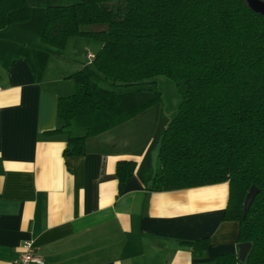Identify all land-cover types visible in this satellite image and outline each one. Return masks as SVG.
<instances>
[{
	"label": "trees",
	"instance_id": "16d2710c",
	"mask_svg": "<svg viewBox=\"0 0 264 264\" xmlns=\"http://www.w3.org/2000/svg\"><path fill=\"white\" fill-rule=\"evenodd\" d=\"M29 16L27 0H0V29ZM71 36L101 46L72 75L74 93L58 99L56 130L67 135L63 153L82 155L87 138L160 105L155 78L171 79L181 100L160 134L149 189L227 182L223 218L238 222L237 244L252 243L246 264H264V15L246 0L48 5L42 42L64 48ZM134 166L117 163L120 188ZM252 186L257 193L243 217ZM206 245V239L194 242V254H203ZM216 264H238L237 253L218 255Z\"/></svg>",
	"mask_w": 264,
	"mask_h": 264
},
{
	"label": "crops",
	"instance_id": "0c3cea01",
	"mask_svg": "<svg viewBox=\"0 0 264 264\" xmlns=\"http://www.w3.org/2000/svg\"><path fill=\"white\" fill-rule=\"evenodd\" d=\"M70 1L27 0L29 18L0 29V264H13L25 240L43 264H216L236 252L239 224L223 218L227 182L149 189L166 123L156 107L87 138L82 155L63 153L58 99L74 93L72 75L101 46L80 36L64 48L42 42L46 7ZM122 160L135 166L120 188Z\"/></svg>",
	"mask_w": 264,
	"mask_h": 264
},
{
	"label": "rangeland",
	"instance_id": "374dc122",
	"mask_svg": "<svg viewBox=\"0 0 264 264\" xmlns=\"http://www.w3.org/2000/svg\"><path fill=\"white\" fill-rule=\"evenodd\" d=\"M79 1L80 0H75L73 2L70 1V3H75ZM92 41H94V43L99 44L100 46L99 41L94 40V39ZM69 51L70 49H68V52ZM155 80H156L157 89L161 92V96H162L161 104L158 106H155L156 107L155 109H157L156 112H159L158 113L159 121L162 123L164 121L171 119L176 114L181 97H180V93H179V90L176 84L171 79L160 75V76H157ZM119 90L122 91V89H119ZM150 152L151 153L153 152V147L150 148Z\"/></svg>",
	"mask_w": 264,
	"mask_h": 264
},
{
	"label": "water",
	"instance_id": "95a60500",
	"mask_svg": "<svg viewBox=\"0 0 264 264\" xmlns=\"http://www.w3.org/2000/svg\"><path fill=\"white\" fill-rule=\"evenodd\" d=\"M246 1L252 10L258 12L261 15H264V1L262 0H246ZM256 193H257V188L255 186H252L249 189L244 200L243 217L247 214L250 204ZM252 247L253 245L251 242H243V243H238L236 245L238 264L247 263L248 257L252 251Z\"/></svg>",
	"mask_w": 264,
	"mask_h": 264
},
{
	"label": "built area",
	"instance_id": "2783aa9c",
	"mask_svg": "<svg viewBox=\"0 0 264 264\" xmlns=\"http://www.w3.org/2000/svg\"><path fill=\"white\" fill-rule=\"evenodd\" d=\"M86 56L88 61L93 58L91 53ZM13 264H43V259L37 255L32 240H25L21 243L19 255L13 261Z\"/></svg>",
	"mask_w": 264,
	"mask_h": 264
}]
</instances>
